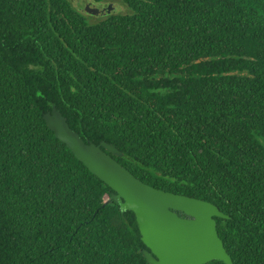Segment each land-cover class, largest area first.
<instances>
[{
    "label": "trees",
    "instance_id": "16d2710c",
    "mask_svg": "<svg viewBox=\"0 0 264 264\" xmlns=\"http://www.w3.org/2000/svg\"><path fill=\"white\" fill-rule=\"evenodd\" d=\"M117 1L89 22L70 0H0V264H150L54 105L143 182L217 205L233 264H264V0Z\"/></svg>",
    "mask_w": 264,
    "mask_h": 264
},
{
    "label": "water",
    "instance_id": "95a60500",
    "mask_svg": "<svg viewBox=\"0 0 264 264\" xmlns=\"http://www.w3.org/2000/svg\"><path fill=\"white\" fill-rule=\"evenodd\" d=\"M44 118L56 137L113 189L111 199L135 213L145 244L142 253L150 264H206L214 259L233 264L215 220L228 215L217 205L143 182L111 155H122L119 149L106 141L85 142L55 105Z\"/></svg>",
    "mask_w": 264,
    "mask_h": 264
},
{
    "label": "rangeland",
    "instance_id": "374dc122",
    "mask_svg": "<svg viewBox=\"0 0 264 264\" xmlns=\"http://www.w3.org/2000/svg\"><path fill=\"white\" fill-rule=\"evenodd\" d=\"M73 5L86 16L89 22L97 21L112 13H125L128 6L117 0L96 2L94 0H70Z\"/></svg>",
    "mask_w": 264,
    "mask_h": 264
},
{
    "label": "flooded vegetation",
    "instance_id": "af4514ba",
    "mask_svg": "<svg viewBox=\"0 0 264 264\" xmlns=\"http://www.w3.org/2000/svg\"><path fill=\"white\" fill-rule=\"evenodd\" d=\"M181 216H185V215H181Z\"/></svg>",
    "mask_w": 264,
    "mask_h": 264
}]
</instances>
